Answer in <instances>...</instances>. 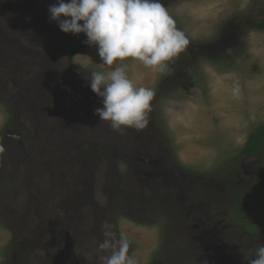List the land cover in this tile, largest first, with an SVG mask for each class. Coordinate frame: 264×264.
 <instances>
[{"label":"rangeland","instance_id":"obj_1","mask_svg":"<svg viewBox=\"0 0 264 264\" xmlns=\"http://www.w3.org/2000/svg\"><path fill=\"white\" fill-rule=\"evenodd\" d=\"M171 1L194 46L233 38L229 64L125 61L155 95L148 126L118 132L89 84L115 65L50 21L57 0H0V264H104L122 235L139 264H251L264 240L239 212L264 219V147L242 150L264 123V0Z\"/></svg>","mask_w":264,"mask_h":264},{"label":"clouds","instance_id":"obj_2","mask_svg":"<svg viewBox=\"0 0 264 264\" xmlns=\"http://www.w3.org/2000/svg\"><path fill=\"white\" fill-rule=\"evenodd\" d=\"M48 11L61 31L85 34V43L96 47L101 63L115 65L106 74L90 75L91 90L102 99L103 107L95 110L100 121L110 122L118 132L145 129L155 93L133 84L125 61L167 74L170 62L189 44L161 0H57ZM129 246L123 235L115 244L106 243L111 250L102 257L104 264H139L128 255ZM251 264H264V244L256 248Z\"/></svg>","mask_w":264,"mask_h":264},{"label":"trees","instance_id":"obj_3","mask_svg":"<svg viewBox=\"0 0 264 264\" xmlns=\"http://www.w3.org/2000/svg\"><path fill=\"white\" fill-rule=\"evenodd\" d=\"M252 29H257L260 31L264 30V20L257 22L252 26ZM223 61V60H222ZM216 64L219 65L218 60H216ZM224 63H222L223 66ZM194 72L198 73V70L195 69ZM195 85L193 82L191 83V80L187 81V86ZM264 147V123L259 124L256 126L252 133L249 134L247 142L242 150V155L245 156H252L253 154L257 153V151ZM261 161V170L262 172L256 176L253 180V189L252 193L255 194L256 192H259L264 187V159ZM252 194V195H253ZM241 215L240 224L242 227H244V231L248 234L254 235L256 237H259L264 240V219L259 221H251L245 218L241 212H239Z\"/></svg>","mask_w":264,"mask_h":264},{"label":"flooded vegetation","instance_id":"obj_4","mask_svg":"<svg viewBox=\"0 0 264 264\" xmlns=\"http://www.w3.org/2000/svg\"><path fill=\"white\" fill-rule=\"evenodd\" d=\"M161 3L164 5L165 8H168L169 4H172L173 1L171 0H162ZM234 39L238 36L237 34H234ZM232 37L228 36L227 37H219L217 36L216 38L214 37L212 40H209L208 42H206V47H199L200 43L199 44H196L194 46V44H191L189 42L188 46L186 47L185 51H186V59L187 61L191 58H195L196 56H199L200 54V51L202 49H205L204 51L207 52V54H210L209 56H204V58L206 59V61H209V62H213L214 64H216V60L219 61V63H224L223 66H226L228 63L229 60L226 61V57L224 55H220V53H223V45L224 44V48L227 46V45H231V41H232ZM236 41V40H235ZM205 42V41H203ZM230 48V47H229ZM227 49V48H226ZM225 50V49H224ZM217 51H220L218 54ZM202 55H206L205 52L201 53ZM198 61H199V57L196 58ZM223 60V61H222ZM196 66H193L192 68H195Z\"/></svg>","mask_w":264,"mask_h":264}]
</instances>
